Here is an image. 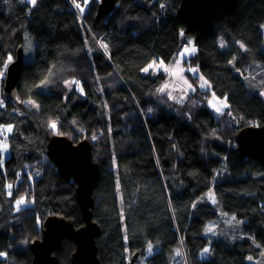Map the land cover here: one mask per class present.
Segmentation results:
<instances>
[{
  "label": "trees",
  "instance_id": "trees-1",
  "mask_svg": "<svg viewBox=\"0 0 264 264\" xmlns=\"http://www.w3.org/2000/svg\"><path fill=\"white\" fill-rule=\"evenodd\" d=\"M99 1L79 15L72 0H0V69L20 47L23 53L16 98L0 101V138L10 152L4 166L0 156V252L7 253L0 264H34L31 244L50 216L85 225L76 182L61 178L47 157L55 136L89 140L99 164L92 220L101 229L102 264H128L135 253L146 264H176L177 250L186 264H255L249 258L258 260L264 249V166L241 155L236 136L264 126V99L245 80L255 63L264 64V0H232L192 33L196 52L188 63L227 98L218 116L206 103L209 92L197 88L185 103H173L159 94L164 74L143 72L153 61L169 64L187 43L177 18L182 0H117L98 19ZM25 32L33 39L30 61ZM96 39L107 44L108 57ZM71 81L79 84L69 88ZM25 101L35 104L21 106ZM209 192L241 222L236 239L205 235L218 217ZM18 242L25 247L12 246ZM208 246V258H200ZM75 249L65 239L53 252L57 264H73Z\"/></svg>",
  "mask_w": 264,
  "mask_h": 264
},
{
  "label": "water",
  "instance_id": "water-1",
  "mask_svg": "<svg viewBox=\"0 0 264 264\" xmlns=\"http://www.w3.org/2000/svg\"><path fill=\"white\" fill-rule=\"evenodd\" d=\"M117 0H100L98 19L109 14ZM232 0H182L177 18L184 24L185 34L199 32L209 17L221 6H229ZM23 66L20 47L16 59L8 66L4 82V96L16 98V86ZM238 150L243 157L258 160L264 166V126H250L236 136ZM47 155L54 162L62 178H74L76 194L81 204L85 225L76 229L71 219L50 216L43 224V236L31 244L34 264H57L53 252L62 248V242L69 239L76 249L72 254L73 264H102L98 257L97 237L100 226L92 220L94 207L93 190L98 181L100 167L93 161L89 140L74 144L69 138L55 136L47 144ZM138 257L135 253L133 260Z\"/></svg>",
  "mask_w": 264,
  "mask_h": 264
},
{
  "label": "rangeland",
  "instance_id": "rangeland-1",
  "mask_svg": "<svg viewBox=\"0 0 264 264\" xmlns=\"http://www.w3.org/2000/svg\"><path fill=\"white\" fill-rule=\"evenodd\" d=\"M74 1L75 0H72L73 7H76L78 10V14L81 15V9H83L84 6L86 5V3H88L90 0H85L84 5L79 6V7H77V4H74ZM25 2H28L31 6H33V4L30 3V0H25ZM261 31H262V34L264 36V24L261 28ZM92 36L95 38V36L93 34H92ZM184 38H185L186 42L189 43V48H191V47L196 48L193 34H184ZM25 41H26L27 45L29 46V52L27 54H25V61H30L33 58L32 57L33 56V39L30 37L28 32H25ZM96 42L98 43V47L100 48V50L104 53L105 56L108 57L109 56L108 51L105 50L104 48L100 47L101 44H105V43L102 42L100 39H96ZM219 45L221 48L226 47V44L222 39L220 40ZM102 49H104V50H102ZM262 49L264 50V41L262 44ZM184 54H186L187 56L181 58V54H180L179 56H176L169 64L163 63V65L169 69H174L175 68L174 65L176 63H179L184 70L180 75H179V73L177 75H173L171 71H165L163 67H161V68H150L147 72H145V71H143V72L145 74H150L153 76H156L159 73L164 74L165 79H164V82L160 88H162L165 84H168L169 87L164 92L159 91V94L163 95L170 102H173V103H178V104L185 103L188 100V98L190 97V95L196 93L197 88H200L201 90H203L205 92H209L205 97L206 103L209 105L210 109L213 111V113L215 115H217V116L221 115L223 112H225L228 109V106L224 107L222 109V111H219V112L216 111V109L212 106L214 93H212L210 91V89H209L210 87H205V88L200 87V85L202 83V81L200 79V77H201L200 71L196 66H193L192 64L188 63L190 57L193 56L195 53H191V54L183 53V55ZM156 63H157V65H159L160 62L156 61ZM190 69H197V72L193 73L192 71H190ZM5 76H6V74H4L2 78H0V101H2L4 99V90L3 89H4ZM181 76L183 77V79L180 78ZM245 76L247 77L245 80H246V83H247L249 89L260 94L261 97L264 99V64L261 62L255 63ZM185 80L186 81L188 80L187 84L184 83ZM190 84L193 86V88L188 87V85H190ZM68 85H69V83H68ZM69 86H70L69 88H72L73 84L69 85ZM214 96L217 98L218 101H224L225 100V98H220V97L216 96L215 94H214ZM226 103L228 105L227 100H226ZM24 105L34 106V104L28 103V101H25V103L21 104V106H24ZM7 127H9V126H6L5 129ZM11 129H12V127H11ZM10 132H5L6 136H8L10 134ZM0 142H5V138H0ZM6 143H7V140H6ZM7 145H8V143H7ZM0 156H1V166H4L5 162L10 158L9 145H8L7 151H0ZM9 185L10 184L7 185L6 188L8 190L6 189V191H7L8 196H11L14 188L12 185H11L12 187L9 188L8 187ZM206 196H208L209 202L217 210L218 217L216 219L210 221L206 227V229L211 227L212 229H214V231L208 232L205 230V235L209 239H221V237H224L226 239L233 240V239H236L237 237H239L240 231L242 232L241 222L236 220V218L233 219V216H230V215L224 213L222 208L220 206H218V204L216 202V198L214 196V193L209 192ZM213 199L215 200V202H213ZM15 203H16V201H15ZM239 226H240V230H239ZM42 236H43V234H42ZM42 236H41V238H42ZM26 238H28V237H26ZM41 238H38V239H41ZM16 245L17 246H15L14 243L12 244V246H14L15 248H24L25 247L24 243L18 242ZM206 249H209V246ZM261 251L262 252H261L260 258L258 260L250 259V261L254 262L255 264H264V249H261ZM179 252L181 253V255H179V256L177 255L179 258V261H177L176 264H186L184 261V257H183L181 250H179ZM0 253L5 254L3 256H0L1 258H5L7 256L6 252H0ZM208 255H209V252L205 253L204 250L199 254L200 258H202V259H207ZM131 257L133 258V256L130 254L128 257V261H129L128 264H146L145 259L139 258V257H136V259L133 260V263H132ZM138 260H139V262H138Z\"/></svg>",
  "mask_w": 264,
  "mask_h": 264
},
{
  "label": "snow or ice",
  "instance_id": "snow-or-ice-1",
  "mask_svg": "<svg viewBox=\"0 0 264 264\" xmlns=\"http://www.w3.org/2000/svg\"><path fill=\"white\" fill-rule=\"evenodd\" d=\"M30 3L35 5L36 3V0H30ZM77 7H79V5H77ZM81 11H83V9H81ZM100 47L104 48L105 50H107V44H101ZM241 47H244L243 44H241ZM196 52V48L195 47H191V48H185L183 49V53H195ZM183 53H181V58H183ZM12 58L11 57H8V61L11 62ZM163 67L165 71H171L173 75H177L178 73H182L184 70L183 68L180 67L179 63H177L175 65V68L174 69H169L167 67H165L163 65V61H160L159 65H157L156 61H153L151 64L148 65V67L144 68L143 71L147 72L150 68H161ZM7 69V64L4 65V68L3 69H0V78L3 77L4 75V71ZM190 71H192L193 73L197 72V69H190ZM181 79H183V77L181 76L180 77ZM202 83L200 85L201 88H205V87H210V85H208V82L207 81H204L203 80V77H200ZM69 85H71L72 83H76V84H79V81H71V82H68ZM185 84H187V81L185 80L184 81ZM169 87L168 84H165L162 88L159 89L160 92H164L167 88ZM188 87H191L190 85H188ZM81 92H83V89L80 88L79 89ZM226 100L227 98H225L224 101H218L217 98L214 96L213 94V102H212V106L216 109L217 112L219 111H222V109L224 107H227V103H226ZM28 103H31V104H35L34 101H28ZM0 106H2V102H0ZM36 107H38V105H36ZM149 111H151V109H149ZM53 129L56 128V124L55 122H53L51 125H50ZM12 129L11 127H7L6 129H4L3 131L5 132H10ZM93 139H95V137H93ZM8 149V145L6 143V137H5V142H0V151H7ZM9 188H11L12 186L9 185L8 186ZM213 202H215V200L213 199ZM25 203V198L24 197H21L19 200L16 201V205H17V210L19 211L20 210V205L24 204ZM233 219H235V217H233ZM206 231L208 232H213L214 229H212L211 227H209L208 229H206ZM147 251L149 253L152 252V245L149 244L148 245V249ZM205 253L209 252L210 250L209 249H205L204 250ZM178 256L181 255V253L179 252V250H177V253H176ZM5 255L4 253H0V256H3ZM251 259V258H249Z\"/></svg>",
  "mask_w": 264,
  "mask_h": 264
},
{
  "label": "crops",
  "instance_id": "crops-1",
  "mask_svg": "<svg viewBox=\"0 0 264 264\" xmlns=\"http://www.w3.org/2000/svg\"><path fill=\"white\" fill-rule=\"evenodd\" d=\"M188 48H189V47H188ZM181 53H183V50H182V49H181V51H180V54H181ZM186 56H187L186 54L183 55V57H186ZM176 64H177V63H176ZM176 64H175V65H176ZM175 65H174V67H175ZM179 65H180V64H179ZM180 67H181V65H180ZM181 68H182V67H181ZM180 74H181V73H179V75H180ZM187 82H188V80H187ZM189 83H190V82H189ZM190 86H191L190 88H193V86H192L191 84H190Z\"/></svg>",
  "mask_w": 264,
  "mask_h": 264
},
{
  "label": "bare ground",
  "instance_id": "bare-ground-1",
  "mask_svg": "<svg viewBox=\"0 0 264 264\" xmlns=\"http://www.w3.org/2000/svg\"><path fill=\"white\" fill-rule=\"evenodd\" d=\"M81 142V141H80ZM78 144V143H77ZM47 151L48 150H46V154H47ZM47 157L49 158V156L47 155ZM50 159V158H49ZM51 160V159H50ZM53 162V161H52ZM54 163V162H53ZM60 177H61V175H60ZM62 178V177H61ZM66 179H72L73 181H75V179L74 178H66ZM94 204H95V201H94ZM91 211H92V209H91ZM92 215H93V212H92ZM74 253V252H73Z\"/></svg>",
  "mask_w": 264,
  "mask_h": 264
},
{
  "label": "built area",
  "instance_id": "built-area-1",
  "mask_svg": "<svg viewBox=\"0 0 264 264\" xmlns=\"http://www.w3.org/2000/svg\"><path fill=\"white\" fill-rule=\"evenodd\" d=\"M98 44V43H97ZM188 47V44L187 43H184L183 45H182V49H185V48H187ZM102 50H104V49H102ZM107 51H108V53H109V49H108V47H107Z\"/></svg>",
  "mask_w": 264,
  "mask_h": 264
}]
</instances>
